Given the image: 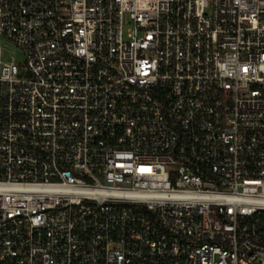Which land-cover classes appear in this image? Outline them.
<instances>
[{
    "label": "built area",
    "instance_id": "built-area-1",
    "mask_svg": "<svg viewBox=\"0 0 264 264\" xmlns=\"http://www.w3.org/2000/svg\"><path fill=\"white\" fill-rule=\"evenodd\" d=\"M0 264H264V0H0Z\"/></svg>",
    "mask_w": 264,
    "mask_h": 264
},
{
    "label": "rangeland",
    "instance_id": "rangeland-1",
    "mask_svg": "<svg viewBox=\"0 0 264 264\" xmlns=\"http://www.w3.org/2000/svg\"><path fill=\"white\" fill-rule=\"evenodd\" d=\"M128 18L125 17L126 27L128 26L127 23ZM2 45L4 47L3 57L6 60L15 59L16 61H24L25 53L22 49L15 47L10 41L4 40L2 41Z\"/></svg>",
    "mask_w": 264,
    "mask_h": 264
}]
</instances>
